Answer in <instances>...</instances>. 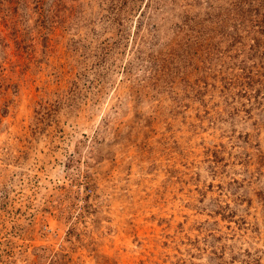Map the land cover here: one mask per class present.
Wrapping results in <instances>:
<instances>
[{"label":"rangeland","instance_id":"374dc122","mask_svg":"<svg viewBox=\"0 0 264 264\" xmlns=\"http://www.w3.org/2000/svg\"><path fill=\"white\" fill-rule=\"evenodd\" d=\"M244 1L0 0V264H264Z\"/></svg>","mask_w":264,"mask_h":264},{"label":"trees","instance_id":"16d2710c","mask_svg":"<svg viewBox=\"0 0 264 264\" xmlns=\"http://www.w3.org/2000/svg\"><path fill=\"white\" fill-rule=\"evenodd\" d=\"M242 3H244L245 4V1L243 0V2ZM239 12H240V15H241V22L243 23V22H247V23H255V24H252L254 27L253 28H255V27H257V28H255V29H258V30H261V31H263L264 32V30L262 29L263 28V26H264V21H260V20H253L250 16H249V12H252V9H247V10H242V9H240V10H238ZM254 11H256L255 9H254ZM256 39V38H255ZM254 39V40H255Z\"/></svg>","mask_w":264,"mask_h":264}]
</instances>
